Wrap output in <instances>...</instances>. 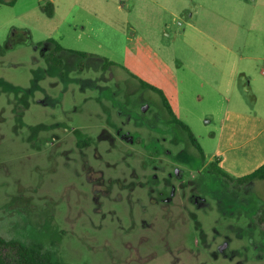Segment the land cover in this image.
I'll list each match as a JSON object with an SVG mask.
<instances>
[{
    "label": "rangeland",
    "instance_id": "1",
    "mask_svg": "<svg viewBox=\"0 0 264 264\" xmlns=\"http://www.w3.org/2000/svg\"><path fill=\"white\" fill-rule=\"evenodd\" d=\"M251 2L0 3V79L29 88L44 72L29 95L0 86V235L70 264H264V180L208 162L226 109L249 107L239 87L225 96L238 58L213 37L241 46ZM45 40L97 59L46 73ZM160 91L205 158L164 119Z\"/></svg>",
    "mask_w": 264,
    "mask_h": 264
},
{
    "label": "crops",
    "instance_id": "2",
    "mask_svg": "<svg viewBox=\"0 0 264 264\" xmlns=\"http://www.w3.org/2000/svg\"><path fill=\"white\" fill-rule=\"evenodd\" d=\"M251 1L252 13H244L245 34L241 46L231 41L224 44L217 37H213L218 45L231 50L238 58L237 62L235 60L232 63L234 74L224 84L225 96L232 97L239 87L247 95L245 98L249 99L246 103L248 109H226L218 131L213 132L212 137L217 142L208 162H216L234 178L248 175L264 164V0ZM23 33L26 34L25 38L28 37L27 41L31 42L30 31L27 29ZM44 45H36V48L46 52L48 46ZM242 62L245 66L243 71L239 67ZM218 95L224 96L222 90L218 91Z\"/></svg>",
    "mask_w": 264,
    "mask_h": 264
},
{
    "label": "trees",
    "instance_id": "3",
    "mask_svg": "<svg viewBox=\"0 0 264 264\" xmlns=\"http://www.w3.org/2000/svg\"><path fill=\"white\" fill-rule=\"evenodd\" d=\"M2 2H4V0H0V3ZM22 40L27 41L28 37L26 38L22 37ZM38 45L42 46L43 44H38ZM46 45L48 46V50L45 52V56L47 58L48 63L53 67L46 73L56 74L58 72L56 68L59 69L66 68L65 67L66 60H70V58H74V57L80 58V60L78 61V65L80 69L84 66L83 59L86 58L90 59L92 57L96 58V56L93 54L65 49L60 44L52 40L47 41L44 46ZM42 77H44V72H39L38 70H36L35 77L33 79V84L29 88H23L21 86L14 85L13 83L8 82L4 79H0V86H2V88L5 90H12L15 92L24 91L29 95L30 93H33L36 89L40 87L39 80ZM143 85L145 86V84ZM160 94H161V102H162L160 106L162 110L165 108L162 111L164 117L167 119L168 114H170L172 120L169 121L175 122L179 126L181 131L185 133L186 135L185 141L188 144L192 153L193 151H196L201 154L202 158L203 157L205 158L204 150L202 149L200 142L198 141L194 132L185 122L177 118L172 102L173 99H169L168 97H166V95L163 94V92H161ZM209 167L211 170L219 173L223 177L229 178L230 180H234L240 184L254 183L255 181L258 180H264V164L259 168H257L252 173L239 178H234L230 176L223 169H221L216 162L210 163ZM4 250L12 252V254L6 255L4 253ZM0 264H70V263H65L61 260L54 259L50 251H44L41 247L26 245L24 243L15 240L6 239L0 235Z\"/></svg>",
    "mask_w": 264,
    "mask_h": 264
},
{
    "label": "flooded vegetation",
    "instance_id": "4",
    "mask_svg": "<svg viewBox=\"0 0 264 264\" xmlns=\"http://www.w3.org/2000/svg\"><path fill=\"white\" fill-rule=\"evenodd\" d=\"M142 99L144 100L145 99V97L142 95ZM145 105H150V103L148 104H144L143 106H141V108H143ZM163 113V112H162ZM167 122H169L166 118H164ZM170 123V122H169ZM120 137H123V138H127L126 136H125V133H123V132H121L120 131ZM168 175L169 176H172L173 175V172H169L168 173ZM227 179H229V178H227ZM230 180V179H229ZM238 183V182H237ZM238 184H240V183H238ZM243 184V183H242ZM228 184H227V186H226V188H225V191H226V193H227V201H225V202H228L230 199H231V197H233V196H235V191H233V188L232 189H228ZM238 198H240V197H242L243 196V198L245 199V195H239V194H237L236 195ZM216 200H217V202H218V206H220L221 205V203H222V201H223V199H220L219 197H216ZM222 200V201H221ZM194 202L195 203H202L203 202V200H201V199H194ZM225 213V212H224Z\"/></svg>",
    "mask_w": 264,
    "mask_h": 264
}]
</instances>
